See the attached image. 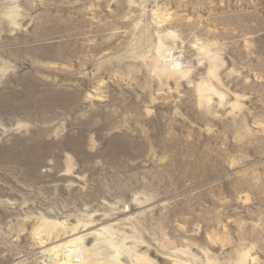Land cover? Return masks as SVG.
Listing matches in <instances>:
<instances>
[{"label": "rangeland", "instance_id": "374dc122", "mask_svg": "<svg viewBox=\"0 0 264 264\" xmlns=\"http://www.w3.org/2000/svg\"><path fill=\"white\" fill-rule=\"evenodd\" d=\"M0 264H264V0H0Z\"/></svg>", "mask_w": 264, "mask_h": 264}]
</instances>
